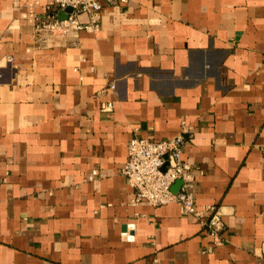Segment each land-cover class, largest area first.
I'll return each mask as SVG.
<instances>
[{
    "label": "crops",
    "instance_id": "obj_1",
    "mask_svg": "<svg viewBox=\"0 0 264 264\" xmlns=\"http://www.w3.org/2000/svg\"><path fill=\"white\" fill-rule=\"evenodd\" d=\"M47 5L0 0V264H264V0H106L96 33H36ZM183 123L220 246L121 172Z\"/></svg>",
    "mask_w": 264,
    "mask_h": 264
},
{
    "label": "built area",
    "instance_id": "obj_2",
    "mask_svg": "<svg viewBox=\"0 0 264 264\" xmlns=\"http://www.w3.org/2000/svg\"><path fill=\"white\" fill-rule=\"evenodd\" d=\"M106 0H48L45 20L35 26V32L47 31L50 34L66 31L71 25L77 30L96 33L100 30V19ZM127 0H120L125 3ZM72 7L73 13L66 19L59 20L58 16L66 8ZM77 12L88 15L85 24L76 22ZM115 89L112 83L108 87ZM101 110L108 112L111 104L102 105ZM191 128L181 126V130L172 138L153 141L141 137H133L127 145V158L122 169L128 186L135 191L131 204L149 205L153 207L176 204L182 214L192 215L199 219L201 227L207 230L213 246L223 243L221 233L224 225L218 210L213 207L197 208L194 203L193 189L195 172L191 165L183 161V147L189 137ZM100 175L97 171L88 177L92 179ZM180 183L174 191L176 183ZM209 214L204 217V214Z\"/></svg>",
    "mask_w": 264,
    "mask_h": 264
},
{
    "label": "water",
    "instance_id": "obj_3",
    "mask_svg": "<svg viewBox=\"0 0 264 264\" xmlns=\"http://www.w3.org/2000/svg\"><path fill=\"white\" fill-rule=\"evenodd\" d=\"M73 13V8L72 7H68L65 9V11L61 12L59 14V20H64L67 18L68 15ZM179 183V182H178ZM178 183L173 187V190H176V187L178 186Z\"/></svg>",
    "mask_w": 264,
    "mask_h": 264
}]
</instances>
